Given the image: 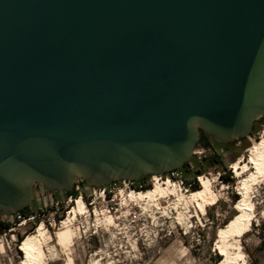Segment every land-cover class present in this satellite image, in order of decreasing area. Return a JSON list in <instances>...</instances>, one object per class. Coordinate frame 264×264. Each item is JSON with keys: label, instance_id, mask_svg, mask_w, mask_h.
I'll list each match as a JSON object with an SVG mask.
<instances>
[{"label": "water", "instance_id": "1", "mask_svg": "<svg viewBox=\"0 0 264 264\" xmlns=\"http://www.w3.org/2000/svg\"><path fill=\"white\" fill-rule=\"evenodd\" d=\"M264 116V0H0V213L184 166Z\"/></svg>", "mask_w": 264, "mask_h": 264}, {"label": "rangeland", "instance_id": "2", "mask_svg": "<svg viewBox=\"0 0 264 264\" xmlns=\"http://www.w3.org/2000/svg\"><path fill=\"white\" fill-rule=\"evenodd\" d=\"M263 135L264 116L254 122L249 136L229 142L226 147L212 136L211 146L196 144L195 148L203 152L192 154L189 173L177 170L173 178L168 173L159 175L162 181L171 180L188 196L193 189L181 180L185 176L192 180L193 171L201 167L202 175L211 178L212 188L218 194L217 202L209 205L201 217L186 201L188 197L180 200L168 194L160 199L161 206H156L119 195L121 189L125 194L131 189L146 190L134 188V181L119 179L93 185L78 178L74 185L80 189L78 197H82L86 209L63 227L59 217L67 215L75 198L64 190L49 192L43 186H34V198L29 204L31 216L0 213V226L2 221L12 223L10 228H0V264H21L23 251L19 237L35 233L38 226L45 234L41 236L44 259L40 264H217L220 254L214 243L218 231L238 213L235 208L238 199L234 195L240 198V178L232 164L248 159V150ZM215 152L221 156V163L210 166L204 159ZM229 173L233 174V181L220 176ZM158 178L146 175L143 181L153 187ZM104 186L105 193H109L106 197L101 192ZM248 201L254 203L255 217L238 244L248 264H264V179L253 186Z\"/></svg>", "mask_w": 264, "mask_h": 264}, {"label": "bare ground", "instance_id": "3", "mask_svg": "<svg viewBox=\"0 0 264 264\" xmlns=\"http://www.w3.org/2000/svg\"><path fill=\"white\" fill-rule=\"evenodd\" d=\"M248 151L250 152L248 159H239L232 164L235 174L240 178V198L235 205L238 213L218 231L214 249L221 255V258L217 261V264H248L238 241L241 236L250 230L255 217L254 203L248 201V198L253 192V186L264 179V135ZM198 179L200 187L191 190L188 196H185L186 194L171 180L164 179L162 181L160 177L155 180L153 187L146 190L126 189L127 194H125L124 189H121L119 195L122 197L126 195V199L130 201H141V203H152L153 205L156 203V206L160 205V199L168 194H174L180 200L188 197L189 199L186 201L197 209L198 215L201 217L202 214L207 212L209 205L217 202L218 194L212 188V180L209 176L201 175ZM85 209L84 200L82 197H77L75 203L69 208L67 215L61 219V225L63 227L70 225L71 220L75 218L74 216L82 214ZM42 230V227L38 226L35 233L27 235L21 241L20 249L23 251L21 264H40L43 262L44 250L41 236L44 233Z\"/></svg>", "mask_w": 264, "mask_h": 264}, {"label": "trees", "instance_id": "4", "mask_svg": "<svg viewBox=\"0 0 264 264\" xmlns=\"http://www.w3.org/2000/svg\"><path fill=\"white\" fill-rule=\"evenodd\" d=\"M210 136H212L211 134H209L208 132H206L205 130H201V135H200V139L198 140V142H197V145H202V146H204V147H209V146H211V143H210V140H209V137ZM213 137V136H212ZM244 138V137H243ZM243 138H239V139H236V140H241V139H243ZM213 139L217 142V143H219V144H222V145H224L225 147L229 144V142H221V141H218L217 139H215L214 137H213ZM238 156V155H237ZM220 155L218 154V153H214L213 155H211V156H208V157H205V161H207V164L208 165H210V166H213V165H215V164H218V163H221V160H220ZM190 162L191 161H189L188 163H186L184 166H182V167H179V168H176V169H174V171H176L177 172V170H180V171H183V170H185L187 173H189L188 171H190V169H189V164H190ZM203 169H201V167H197V169L195 170V171H193V174H194V176H193V178H192V180L191 179H189L188 177H184L183 179H182V182L186 185H189V187L190 188H192V189H197V188H199L200 187V183H199V180H198V178H199V176H201L202 174H203ZM170 174L171 173V171H168V172H166V173H164L163 175H166V174ZM163 175H161V176H163ZM156 177H160V176H158V175H155ZM220 176H224V180H226V181H233L234 179V177H233V174L232 173H229V175L228 176H225V175H220ZM145 179V177H143V178H141L139 181H134L133 182V187L134 188H136V189H139V188H142V189H147V188H150L151 187V185H150V183L148 184V185H146L145 183H144V180ZM86 182V181H85ZM105 187V186H104ZM65 193L67 194V195H69L70 197H74L75 199L78 197V195L80 194V189L78 188V186L75 184L74 185V187H73V189L72 190H67V191H65ZM107 194H109V193H107ZM234 199L235 200H237V199H239V196H238V194H235L234 195ZM64 213H66V211L64 212ZM64 213H63V215L62 216H64ZM16 216H19L20 215V217H29V216H31L32 214H33V212L29 209V205H27L26 207H24V208H22V209H20L18 212H16V213H14ZM59 219H62V217H59ZM12 226V223L10 222V221H2L1 222V226H0V228H10ZM23 238H24V236L23 237H19V242H21L22 240H23ZM221 258V255L220 256H218L217 257V259L219 260Z\"/></svg>", "mask_w": 264, "mask_h": 264}, {"label": "built area", "instance_id": "5", "mask_svg": "<svg viewBox=\"0 0 264 264\" xmlns=\"http://www.w3.org/2000/svg\"><path fill=\"white\" fill-rule=\"evenodd\" d=\"M203 152V150H197L196 148H194V150H193V154H201ZM175 173H178V172H176V171H174V170H171V173L169 174V177H171V178H173L174 177V175H175ZM166 176H167V174H166ZM200 177V176H199ZM168 179H170V178H168ZM125 181V180H124ZM181 182H182V180H181ZM183 183V182H182ZM105 191H106V187H104V189H103V191H101L102 192V194H103V196L104 197H106V193H105ZM4 214H6V213H4ZM18 217H20V215L18 216Z\"/></svg>", "mask_w": 264, "mask_h": 264}, {"label": "flooded vegetation", "instance_id": "6", "mask_svg": "<svg viewBox=\"0 0 264 264\" xmlns=\"http://www.w3.org/2000/svg\"><path fill=\"white\" fill-rule=\"evenodd\" d=\"M254 126V125H253ZM252 133V132H251ZM82 179V178H81ZM83 180V179H82ZM85 182V180H83ZM35 186H42L41 184L37 183Z\"/></svg>", "mask_w": 264, "mask_h": 264}]
</instances>
